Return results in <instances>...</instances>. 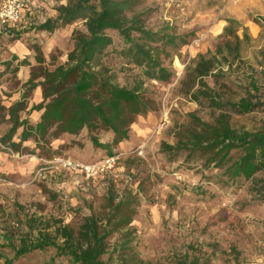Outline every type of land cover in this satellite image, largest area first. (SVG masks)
<instances>
[{
  "label": "rangeland",
  "instance_id": "1",
  "mask_svg": "<svg viewBox=\"0 0 264 264\" xmlns=\"http://www.w3.org/2000/svg\"><path fill=\"white\" fill-rule=\"evenodd\" d=\"M138 1L135 10L148 13V30L160 36L165 33L176 37L174 43L165 47L170 54L165 65L173 71V79L160 83L142 78L148 96L156 101L157 110L137 118L131 126L133 134L127 147L115 151L114 167L93 176L74 172L55 161L56 158L37 159L40 150L33 149L32 140L23 145L27 151L21 154L0 143V153L4 155L0 160L1 212L15 214L16 204H21L29 214L52 215L77 229L92 211L98 213L102 209L110 184H115L119 193L128 188L140 199L138 214L131 224L130 246L146 264H176L184 256H189V260L196 258L199 264H264V196L259 193L264 171L251 180H229L221 170L203 169L201 163L185 162L183 158L171 162L160 152L162 142H175L176 126L191 124L192 116L211 122L227 109L233 127L264 132V0ZM228 19L240 24L237 34L242 40L244 30L250 37L241 45L244 63L234 65V75L229 72V80L220 78L217 85L212 78L206 81L218 90L224 102L237 104L241 98H249L256 107L246 114H238L228 105L224 110L215 109L206 100L197 104L184 92L186 66L190 61L233 39L235 33L231 37L224 34ZM74 29L85 31L83 21L59 29L60 37L52 34L46 38L45 46L51 51L46 67L54 69L67 62L74 46L69 32ZM111 34L118 46L117 34ZM54 40L55 46L49 49ZM36 45L43 49L39 42L31 46ZM108 58L116 67L120 84L131 85L140 79L137 76L140 69L121 64L124 61L115 53ZM251 67L256 71L258 91L247 87ZM3 134L0 129V137ZM99 134L102 142L112 139L109 132ZM85 141H88L86 132L78 137L67 136L57 149L61 154L58 159L97 164L107 158L104 152L86 149ZM72 146L74 151L67 153L66 149H73ZM19 159L29 164L28 173L27 178L15 181L14 173L8 168ZM4 226V219L0 218V250L11 258V251L1 247ZM117 243H120L119 235L114 234L109 241V254L104 256L105 263L132 264L119 259L113 250ZM51 255L53 251L35 252L14 264H41Z\"/></svg>",
  "mask_w": 264,
  "mask_h": 264
},
{
  "label": "trees",
  "instance_id": "2",
  "mask_svg": "<svg viewBox=\"0 0 264 264\" xmlns=\"http://www.w3.org/2000/svg\"><path fill=\"white\" fill-rule=\"evenodd\" d=\"M138 4V0H68L56 4V17H31L29 20L27 18L35 11L32 8L26 16V21L31 22L28 29L16 31L5 27L1 30L5 36L16 40L32 29L53 33L78 20L83 21L85 27V31H72L74 46L67 55V62L54 69L44 65L48 58L41 47H34L38 65L24 84L22 100L8 109L0 102V125H9L0 137L2 145L21 154L27 151L23 145L32 140L33 149L40 150V157L54 160L61 154L52 148L53 141L65 135L78 137L86 132V149L104 152L107 158L117 156L115 151L120 145L130 142V129L137 118L157 110L156 101L148 96L142 78L169 83L174 76L165 65L170 57L165 47L174 43L176 37L165 33L160 36L148 30V13L136 12ZM227 23L224 34L231 37L235 33L233 39L190 61L186 66L184 92L197 104L206 100L215 109L224 110L228 105L236 113L246 114L256 107L249 98L243 97L237 104L224 102L218 90L206 81L212 78L217 85L220 78L229 80L234 65L244 63L241 45L250 37L244 30V39L240 38L237 34L240 24L236 20L228 19ZM111 32L117 34L118 46ZM113 53L124 61L121 64L140 69L137 75L140 79L131 85L120 84L116 67L108 61ZM21 63L28 64L27 61ZM249 69L247 87L250 91H258L256 71L253 67ZM38 87L43 100L32 110L42 111V115L36 124H31L27 118L21 119V115L27 108V99ZM229 112V109L221 112L211 122L192 116L191 124L176 126L175 142H162L160 152L171 162L183 158L185 162L201 163L203 169L221 170L229 180L254 179L257 173L264 171V132L233 127ZM101 131L111 133L112 139L102 142ZM16 137L19 142L15 141ZM74 145L81 148L80 144ZM261 182L259 193L264 196V180ZM104 200L102 209L98 213L92 211L77 229L52 215L29 214L21 204H16L15 214L0 209V215L4 213L0 218L5 224L1 229L4 241L1 247L12 253L10 258L0 250V263L4 259L3 264H14L29 254L53 251V255L41 264H106L104 256L109 254V241L117 234L120 243L113 250L119 259L125 263L146 264L130 246L131 224L140 206L138 195L128 188L119 193L115 184H110ZM176 264H199V261L184 256Z\"/></svg>",
  "mask_w": 264,
  "mask_h": 264
},
{
  "label": "crops",
  "instance_id": "3",
  "mask_svg": "<svg viewBox=\"0 0 264 264\" xmlns=\"http://www.w3.org/2000/svg\"><path fill=\"white\" fill-rule=\"evenodd\" d=\"M1 1V0H0ZM60 3H66V0H58ZM55 0H45L38 8L35 9L34 13L27 19L30 20L31 17H56L57 12L55 10L56 4H58ZM30 21H24L16 26H14L13 30L21 31L24 29H28L30 26ZM58 31V30H57ZM55 31L54 33H50L47 31H35L32 29L29 33L22 35L20 39H10L5 36L3 32L0 30V102L1 105L5 106L7 109L10 108L14 103L22 100V95L24 93V84L30 79L32 69L38 65L35 60L36 52L34 48H32L33 42H39L40 45L43 46L44 56L47 58L48 54L51 52L45 46L47 39L50 35H55L60 37V32ZM70 35L72 32H69ZM47 38V39H46ZM33 41V42H32ZM55 46L54 42L49 44V49ZM22 61H27L28 64L21 65ZM43 100L42 90L40 87L36 88L32 95L27 99V108L21 115V119H28L31 124H36L42 115V111L32 110V107L39 104ZM8 118V117H7ZM9 128L8 123H4V125H0V129L4 132ZM20 133V132H19ZM133 134L130 131V137ZM67 136H63L58 140L52 142L51 146L53 149L57 150L60 146L65 143ZM16 140L18 138L16 137ZM29 142V141H28ZM127 143H122L120 145L121 148L127 147ZM73 148V147H72ZM75 148L71 149L69 147L66 149L67 153H71ZM37 159L41 157H36ZM4 159V155L0 153V160ZM42 159V158H41ZM29 164L22 159L16 160L11 169V171L15 175V181L17 178H27ZM19 184V183H17Z\"/></svg>",
  "mask_w": 264,
  "mask_h": 264
},
{
  "label": "built area",
  "instance_id": "4",
  "mask_svg": "<svg viewBox=\"0 0 264 264\" xmlns=\"http://www.w3.org/2000/svg\"><path fill=\"white\" fill-rule=\"evenodd\" d=\"M45 0H1L0 1V30L3 28H13L14 26L24 22L28 10L38 8ZM40 4V5H39ZM64 167L77 172H83L87 176H93L103 173L114 167L116 157H108L97 164H84L69 159H58Z\"/></svg>",
  "mask_w": 264,
  "mask_h": 264
}]
</instances>
